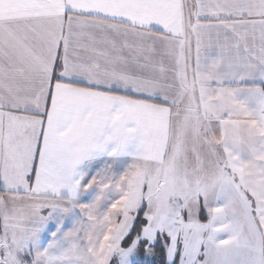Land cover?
<instances>
[{
	"label": "snow or ice",
	"instance_id": "obj_1",
	"mask_svg": "<svg viewBox=\"0 0 264 264\" xmlns=\"http://www.w3.org/2000/svg\"><path fill=\"white\" fill-rule=\"evenodd\" d=\"M0 264H264V0H0Z\"/></svg>",
	"mask_w": 264,
	"mask_h": 264
}]
</instances>
